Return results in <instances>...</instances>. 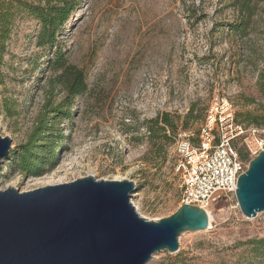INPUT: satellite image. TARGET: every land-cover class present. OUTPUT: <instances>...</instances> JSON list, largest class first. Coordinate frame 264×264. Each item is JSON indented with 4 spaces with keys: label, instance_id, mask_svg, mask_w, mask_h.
I'll list each match as a JSON object with an SVG mask.
<instances>
[{
    "label": "rangeland",
    "instance_id": "obj_1",
    "mask_svg": "<svg viewBox=\"0 0 264 264\" xmlns=\"http://www.w3.org/2000/svg\"><path fill=\"white\" fill-rule=\"evenodd\" d=\"M249 2L252 15L237 31L247 13L231 0H80L51 49L39 45L40 21L17 13L0 59V134L12 139L11 153L44 111L56 51L85 70L88 89L68 117L51 116L62 136L43 146L44 171L23 174L9 157L0 165V190L30 191L90 175L126 179L136 182L132 201L142 216L174 214L183 204L177 139L187 133L198 140L216 98H228L237 120L259 128L264 139V0ZM56 94L58 102L63 93ZM164 113L173 126L155 123ZM235 146L243 160L254 159L241 142ZM209 211L211 227L183 233L179 252L160 251L148 264L178 253L188 264H264L253 250L264 239V211L247 217L235 195Z\"/></svg>",
    "mask_w": 264,
    "mask_h": 264
},
{
    "label": "water",
    "instance_id": "obj_2",
    "mask_svg": "<svg viewBox=\"0 0 264 264\" xmlns=\"http://www.w3.org/2000/svg\"><path fill=\"white\" fill-rule=\"evenodd\" d=\"M13 141L0 134V165ZM136 182L90 175L30 191L0 190V264H148L180 251V236L209 228V211L182 204L158 220L132 201ZM236 199L249 218L264 211V149L240 175Z\"/></svg>",
    "mask_w": 264,
    "mask_h": 264
},
{
    "label": "trees",
    "instance_id": "obj_3",
    "mask_svg": "<svg viewBox=\"0 0 264 264\" xmlns=\"http://www.w3.org/2000/svg\"><path fill=\"white\" fill-rule=\"evenodd\" d=\"M79 1L46 0L45 5H42L40 3L32 4L26 0H0V59L3 56L17 13L26 11L40 21L39 45L48 46L51 49L56 46L57 33L66 26ZM231 1L240 14L247 13L246 16H243L241 23L234 29L239 31V26L245 25L250 15H252L253 6L249 0ZM54 55V59L49 61L53 75L48 82V97L44 104V111L38 117L27 141L10 154L9 159L16 158V167L23 174L38 175L44 171V159L40 156L41 153H45L43 146L48 141L50 146L53 145L55 140H59L62 136L59 133L60 131L54 130L51 116L68 117V109L73 105L74 100L78 96L84 95L88 89L85 70L70 63L62 50L56 51ZM259 87L260 91L264 93V77L261 78ZM57 90L63 93V97L58 102L55 101ZM194 111L195 107L193 105L186 116L187 121L193 117ZM159 120H162L166 125L173 126V120L168 113L161 115L155 123H159ZM253 122L259 124L258 121ZM165 138H167V135H165ZM53 155L49 157L53 158ZM241 157L244 158L242 155ZM253 244L255 245L254 252L264 258V239L255 240ZM159 264L188 263L187 257L183 253H178L175 256H169Z\"/></svg>",
    "mask_w": 264,
    "mask_h": 264
},
{
    "label": "built area",
    "instance_id": "obj_4",
    "mask_svg": "<svg viewBox=\"0 0 264 264\" xmlns=\"http://www.w3.org/2000/svg\"><path fill=\"white\" fill-rule=\"evenodd\" d=\"M259 135V128L237 120L234 104L228 98H216L207 110L198 140L187 133L179 134L177 139L175 170L180 178L182 203L209 210L223 198L236 196L239 177L249 163L235 143L241 142L255 158L264 149V139Z\"/></svg>",
    "mask_w": 264,
    "mask_h": 264
},
{
    "label": "bare ground",
    "instance_id": "obj_5",
    "mask_svg": "<svg viewBox=\"0 0 264 264\" xmlns=\"http://www.w3.org/2000/svg\"><path fill=\"white\" fill-rule=\"evenodd\" d=\"M209 211V210H208ZM209 214H210V225H209V227H211L212 226V223H211V220H212V214L210 213V211H209Z\"/></svg>",
    "mask_w": 264,
    "mask_h": 264
}]
</instances>
